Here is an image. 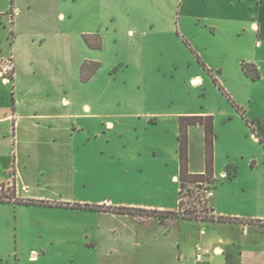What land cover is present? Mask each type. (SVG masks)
Wrapping results in <instances>:
<instances>
[{
	"label": "crops",
	"instance_id": "obj_1",
	"mask_svg": "<svg viewBox=\"0 0 264 264\" xmlns=\"http://www.w3.org/2000/svg\"><path fill=\"white\" fill-rule=\"evenodd\" d=\"M178 1L177 29L205 67L203 75L190 76L188 82L203 92L216 88L221 94L215 109L190 114L214 115L223 124L245 122L247 129L242 136H216L214 141V196L208 208L215 218L231 221L45 208L71 213L53 216L87 219L89 246L99 250V264H264V0ZM144 9L141 0H0V58L14 68L11 83L0 77V196L6 200L0 203V217L9 221L8 207L16 200L178 210L179 195L171 205L163 186L149 177L145 184L130 179L153 167L165 169L166 177L180 185L178 136L176 151L167 153L157 143L148 147L143 137L119 136L126 200L75 197L79 158L84 164L88 159L99 162L100 174L104 158H115L112 136L77 134L91 132L89 120L96 125L105 120V104L94 93L116 68L110 66L112 58L123 63L128 54L139 58V40L152 41L156 13ZM174 11L168 12L165 24L171 34L176 30ZM190 62L192 58L186 67L191 68ZM85 63L99 65L87 81L82 79ZM244 64L257 69L258 81L245 74ZM83 94L91 99L80 104ZM193 129L200 130L196 156L194 136H189ZM220 137L222 144L217 142ZM188 138L189 172L204 174V128L190 127ZM199 245L210 250L202 261L196 260ZM37 258L32 255V262Z\"/></svg>",
	"mask_w": 264,
	"mask_h": 264
},
{
	"label": "rangeland",
	"instance_id": "obj_2",
	"mask_svg": "<svg viewBox=\"0 0 264 264\" xmlns=\"http://www.w3.org/2000/svg\"><path fill=\"white\" fill-rule=\"evenodd\" d=\"M141 6L148 12L156 13V29L154 35L149 37H153L152 41L139 40V48H143L139 58L128 54L124 63L112 58L110 66L117 65L116 68L111 70V75L105 77L103 87H98L94 93L95 100L105 104L102 110L106 114L105 120L97 125V121L89 120L91 132L79 130L77 134L112 136L109 145L110 149L115 151L114 159L104 158L105 166L101 174L98 170L99 162L88 159L84 164L79 158L76 176L79 188L75 194L79 200L105 197L115 203L126 200L128 195L122 189L126 181L123 173L124 161L118 154L123 145L119 136H140L148 147L157 143L164 152H175L180 117L195 116L190 114L193 112L213 110L217 102H220L221 94L218 89L203 92L202 89L194 88L198 86L188 82L190 76L203 75L205 67L204 63L193 55L190 42L177 29L181 2L141 0ZM172 8L175 10L176 27L173 34L170 33V28L168 31L165 27L168 12ZM191 58V68L186 67ZM90 99V96L87 98V94H83V97H79V103L88 102ZM98 110L95 108L94 112ZM212 116L216 136H240L242 130L246 129L245 122L223 124ZM109 123L112 125L109 126ZM192 131L189 136H194L193 154L196 156L198 143L195 136H200V130ZM248 135L251 136L250 133ZM217 142L222 144L221 137ZM146 177L155 185L163 186L165 194L167 193L165 201L173 202L171 205H174L178 200L180 185L173 184L170 178L166 177L165 169L151 167L130 179L138 182L144 180L145 184ZM86 182L88 186L85 188ZM205 186L206 184L191 183L186 185L182 198L190 211L203 215L207 212L208 205L200 203L198 197ZM160 188L158 187V190ZM21 205L26 204L16 203L14 207H8L12 213L9 221L0 217V264H99L100 252L89 246L91 238L87 233L88 222L83 215H75L74 219L70 220V216L63 218L50 215L53 212L70 215L67 211H52L45 206L42 208L37 205ZM70 230L77 233L72 234ZM32 255H39V258L34 259L39 260L37 263L32 262Z\"/></svg>",
	"mask_w": 264,
	"mask_h": 264
},
{
	"label": "trees",
	"instance_id": "obj_3",
	"mask_svg": "<svg viewBox=\"0 0 264 264\" xmlns=\"http://www.w3.org/2000/svg\"><path fill=\"white\" fill-rule=\"evenodd\" d=\"M99 68L98 64L85 63L82 67V79L87 81L91 75H93ZM245 74L250 77L253 81H258L260 75L254 66L244 64L243 66ZM222 90V88H220ZM223 91V90H222ZM223 93L228 96L224 91ZM235 106V105H234ZM237 107V106H236ZM238 108V107H237ZM239 110V108H238ZM192 126H202L205 130V142H206V171L204 174H191L189 172V138L188 130ZM251 127V126H250ZM253 131V130H252ZM215 126L213 116H185L179 119V157H180V191L179 196L182 198L183 190L188 183L201 185L206 184L202 189L199 197V202L206 203L208 205V200H203L202 196L205 191L210 190L211 185L214 183V141H215ZM231 177V176H230ZM5 198L0 196V203H5ZM8 202H11L10 200ZM15 203H21L26 205H37V206H48V207H61V208H72L79 211L89 210L98 212H112L121 215H132V216H151V217H166L172 220L185 219V220H219L222 222L231 221L227 218H215V216L210 212L209 208L207 212L199 214L193 210H185V204L181 201L179 202V208L175 212H159V211H147L143 209L134 208H108L106 206L98 205H71V204H52L45 201H19L16 200Z\"/></svg>",
	"mask_w": 264,
	"mask_h": 264
},
{
	"label": "built area",
	"instance_id": "obj_4",
	"mask_svg": "<svg viewBox=\"0 0 264 264\" xmlns=\"http://www.w3.org/2000/svg\"><path fill=\"white\" fill-rule=\"evenodd\" d=\"M0 77L5 83H11L14 79V68L11 61H4L0 58ZM227 176V174H224ZM214 196L213 191L207 190L204 192L202 198L203 200H210ZM183 201V198L180 199V202ZM185 210H189L188 207L185 206ZM210 250L204 246H197L196 247V260L202 261L206 254H209Z\"/></svg>",
	"mask_w": 264,
	"mask_h": 264
}]
</instances>
